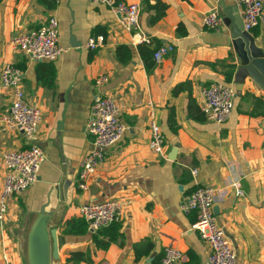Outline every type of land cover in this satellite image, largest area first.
Here are the masks:
<instances>
[{
	"label": "crops",
	"instance_id": "crops-1",
	"mask_svg": "<svg viewBox=\"0 0 264 264\" xmlns=\"http://www.w3.org/2000/svg\"><path fill=\"white\" fill-rule=\"evenodd\" d=\"M47 1L55 7L39 0H0V75L8 63L20 69L28 102L44 116L33 142L0 126V190L5 153L35 144L46 156L38 182L12 199L0 225V264H28L29 232L42 211L53 214L48 229L54 253L56 245L58 249L55 264H159L169 246L185 254L184 264L190 263L189 253L197 256L195 264H208L210 248L192 228L197 215H186L181 208L202 186L226 191L214 214L236 252L237 264H264V93L248 79L224 125L209 121L202 112V89L226 83L230 67V85L235 86L240 67L232 26L226 21L220 31H211L203 18L212 10L222 13L220 1L241 14L237 0H117L140 6L139 28L131 31L121 27L108 7L88 0ZM158 1L169 8L152 24L150 7ZM52 17L59 21V43L65 50L56 61L35 63L12 47L15 37L40 29ZM180 26L184 35L178 33ZM250 34L264 52V22ZM97 36L105 38L104 45L88 50L89 39ZM142 38L151 40V49L160 43L174 51L148 70L140 53ZM72 39L80 46L72 47ZM122 45L132 51L126 64L116 57ZM38 68L45 76L55 71L54 89L41 84ZM102 73L110 80L98 86ZM97 97L112 98L121 106L128 131L107 151L105 163L83 192L77 182L94 148L85 129ZM12 101L11 91L0 85V117L10 112ZM151 112L166 138V158L149 149ZM173 149L176 159L169 160ZM233 184L241 185L243 197ZM109 199L121 200L125 207L123 221L115 225L118 233L110 228L99 233L105 242L110 236L114 239L106 250L96 247L89 229L86 234H70L72 226L80 230L76 221L82 219V205Z\"/></svg>",
	"mask_w": 264,
	"mask_h": 264
},
{
	"label": "built area",
	"instance_id": "built-area-1",
	"mask_svg": "<svg viewBox=\"0 0 264 264\" xmlns=\"http://www.w3.org/2000/svg\"><path fill=\"white\" fill-rule=\"evenodd\" d=\"M94 5L111 9L121 27L127 31L139 28L140 6L117 0H88ZM246 32L252 33L264 22V0H237ZM226 23L225 16L219 10L209 11L203 18V25L211 31H220ZM145 44H151L148 38H142ZM60 24L52 17L40 29L15 37L11 45L16 51L23 52L30 61L35 63L54 62L65 50L60 46ZM105 43L103 36L89 39L86 48L94 51ZM174 51L171 45L160 47L154 54V61L162 63L163 59ZM106 74H99L96 79L98 86L108 83ZM3 90L11 91L13 101L10 112L0 117V126L5 131L22 133L33 142L43 123L44 116L40 108L31 105L22 87V71L13 64L3 66L0 75ZM202 112L209 121L218 125L226 124L232 117L237 92L233 85L214 82L204 87L201 92ZM121 106L112 98L97 97L90 108L89 119L85 132L93 139V149L86 157L80 172L77 188L86 192L90 187L91 178L105 163L107 151L118 145L128 131L121 119ZM151 140L149 149L153 154L166 158V138L155 113H150ZM46 159L43 149L32 144L30 148L7 152L3 155L5 178L0 190V225L8 216L10 204L18 196L39 180L41 167ZM194 174L197 171L193 172ZM239 197L244 196L240 184H233ZM226 196V191L212 186L198 187L183 204L182 211L186 215L195 212L197 221L193 230L199 232L201 238L210 248L208 264H237V256L224 228L214 214L215 204ZM125 202L118 199L89 202L82 205L79 213L88 224L91 234H96L113 225L120 224L124 218ZM185 254L172 247L164 249L159 264H184Z\"/></svg>",
	"mask_w": 264,
	"mask_h": 264
},
{
	"label": "water",
	"instance_id": "water-1",
	"mask_svg": "<svg viewBox=\"0 0 264 264\" xmlns=\"http://www.w3.org/2000/svg\"><path fill=\"white\" fill-rule=\"evenodd\" d=\"M219 5L226 21L233 28V46L240 60V67L234 78L236 92L241 91L242 86L248 79L254 86L264 93V52L257 46L254 36L246 32L241 14L234 7L227 6L224 1ZM71 46L79 47L74 39ZM177 149H173L169 155V160H175ZM72 183L69 181L64 187L67 194ZM53 214L42 211L36 221L34 232H29L28 236V264H55L58 258V249L53 251V243L50 239L48 225ZM32 229V226H31ZM30 229V231H31Z\"/></svg>",
	"mask_w": 264,
	"mask_h": 264
},
{
	"label": "trees",
	"instance_id": "trees-1",
	"mask_svg": "<svg viewBox=\"0 0 264 264\" xmlns=\"http://www.w3.org/2000/svg\"><path fill=\"white\" fill-rule=\"evenodd\" d=\"M39 2L44 4L46 7L50 8V9H53L55 7V4L51 1L48 3L47 0H39ZM168 8H169V6L165 3H162L161 1H158L155 6L150 7L151 12H154L153 17L151 19L152 24H155V23L161 21L166 16V12H167ZM181 29L182 28L180 26L178 33L180 35H184V32H182ZM161 46H162V44L159 43V45H157L155 48L151 49L149 45L145 44L144 47L140 48V53L144 59L146 68L148 70H152L155 67L154 54L156 53V51ZM116 57L121 63L126 64V63L130 62L132 59V51L128 46H125V45L119 46L116 49ZM39 66L41 68V65H39ZM43 66L46 67L47 65L46 66L43 65ZM40 68L37 69L38 80L41 82V84L43 86H45L49 89H54L55 71H53L50 74H48L47 76H45V75L41 74ZM230 68H231V71L226 73V75H225V82L229 83V84H231L233 82V75H234V69H233L234 67H230ZM76 223L78 225V228H80V230L75 231V227L72 226V228L69 231L70 234H86L88 232V224L85 222L84 219L76 221ZM107 229H109V228H107ZM110 229L112 231V234H113V232L117 234L119 231V227L115 226V225L110 227ZM100 232L94 234V244L96 245L97 248L106 250L109 247L110 242L114 239L111 238V236H110L109 241L105 242L99 238ZM189 256H190V263L189 264L197 263V256L196 255H194L193 253H189Z\"/></svg>",
	"mask_w": 264,
	"mask_h": 264
},
{
	"label": "bare ground",
	"instance_id": "bare-ground-1",
	"mask_svg": "<svg viewBox=\"0 0 264 264\" xmlns=\"http://www.w3.org/2000/svg\"><path fill=\"white\" fill-rule=\"evenodd\" d=\"M36 221H37V220H35V222L33 223V225H32V229H31L30 233H32V231L34 230L33 226H35ZM33 232H34V231H33Z\"/></svg>",
	"mask_w": 264,
	"mask_h": 264
},
{
	"label": "rangeland",
	"instance_id": "rangeland-1",
	"mask_svg": "<svg viewBox=\"0 0 264 264\" xmlns=\"http://www.w3.org/2000/svg\"><path fill=\"white\" fill-rule=\"evenodd\" d=\"M8 215H9V213H8ZM26 264V263H25Z\"/></svg>",
	"mask_w": 264,
	"mask_h": 264
}]
</instances>
